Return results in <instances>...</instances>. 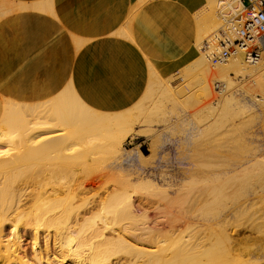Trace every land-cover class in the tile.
Masks as SVG:
<instances>
[{
  "label": "bare ground",
  "instance_id": "6f19581e",
  "mask_svg": "<svg viewBox=\"0 0 264 264\" xmlns=\"http://www.w3.org/2000/svg\"><path fill=\"white\" fill-rule=\"evenodd\" d=\"M242 7L241 0H209L208 4L202 7L203 9L201 8V11L198 10L197 13L194 11L196 23L202 31V37L203 34H207L206 37L209 38L216 28L208 35L212 29L211 25L219 24L217 21L219 18L217 19L215 14L216 8H220L224 13L235 14ZM9 8L10 5L6 3V0H0V17L5 15ZM161 15L163 16V14ZM187 15L189 16L186 14L185 17ZM175 18L173 19L175 20ZM168 28L170 27L168 26L167 30H169ZM124 34L127 37L132 36L127 31ZM179 34L183 35L182 32ZM185 34L187 33L185 32ZM173 39L176 40L175 37ZM183 43L181 42V44ZM197 46H199L197 49L201 54L186 65L182 73L186 75L192 72L198 73L199 78L193 80L202 85L200 90L203 100L205 99L204 101L208 102L210 107L214 97L212 78L219 79L221 83L219 93L225 106L232 102H240L239 98L237 99L239 95L234 92L229 93V90L237 83L235 80L239 77L246 79V82L252 86L249 90H244V94L250 96L254 102L264 101V58L257 65L251 66L245 63L243 55H239L237 58L217 66L215 71H212L202 49V43L199 42ZM181 47L183 48V46ZM142 52L144 53V51ZM151 61L153 62V60ZM155 65L158 64L155 63ZM155 65L150 63L149 84L140 100L126 110H117L119 112H104L88 106L75 92L72 85L50 94L43 100L32 103L0 98V264H68L67 262H70L69 264H232L237 258L236 256L240 255L236 250L235 258L230 256L235 247L230 233H228L227 226L230 225V216L227 213L222 218V223L212 219L213 216L210 214L212 217L210 227L215 233H213L212 241H207L208 243L197 237L198 227L201 226H199V219L192 216V211H190L192 213L189 212L190 218H186L189 214L184 208L187 207L186 195L185 199L183 197L186 186L182 185L181 189H184L182 192L177 184L185 175V169H183L185 159L184 162L183 159L177 160L181 167H177L176 164L177 169L172 167L173 170L169 172L158 169L157 163L159 162L155 158L156 153L148 156L137 149L127 150L125 148L128 138L137 137L134 127L138 122V116L145 115L148 122L153 117V113L156 114L159 111L161 113L162 109L168 108L167 103H178V97H182L184 93L183 89L179 93L172 88L170 85L172 76L161 77L157 71L159 65L158 67ZM232 74H235L236 77H232ZM155 93L158 95V100L155 101L152 111L145 107L149 103L145 104L144 101L148 99L153 101ZM185 98H189V96ZM184 101L186 100L184 99ZM184 104L188 103L184 102ZM138 134L140 135L139 132ZM84 140L98 142L96 144L99 145V148L104 147L103 150L108 152L107 158L102 160L105 165L100 166L101 168L90 169L92 165L99 164L102 159H100L102 155L99 153L103 154L104 152L102 153L101 149L98 150L99 153L97 150L95 152L87 151V147L95 146L94 142L92 147V144L85 141L89 146L87 145L86 148L82 146L81 148L85 149H81L79 141L82 143ZM178 144L176 145L178 146ZM164 145L166 146V144ZM154 146L155 143L152 141L149 146L150 150H153ZM106 153H104V157ZM165 157L167 156L164 155ZM172 160L174 159L172 158ZM166 161L168 162V159ZM150 164H154L151 171L148 168ZM176 179L177 182H175ZM215 186L211 187L215 189ZM188 193L187 197L193 195V193ZM194 194L196 196V193ZM205 197L207 198V196ZM193 201L196 202L197 199H193ZM193 201L191 207H193ZM213 201L211 198L210 208L214 206ZM196 204L194 203V205ZM226 205L224 210H229ZM207 209L209 210V208ZM244 209L246 212V208ZM194 211L196 212V209ZM217 214L215 213L216 217H219ZM237 214L239 215L238 212ZM261 216L264 218V211ZM207 228L209 231V227ZM254 228L257 232L258 245L253 251L259 256H257L258 260L255 264H262V224L260 226L256 223ZM188 231H190V235L187 233ZM26 237H29L31 241L30 247L33 250L32 259L34 262L27 259L24 250L27 245ZM246 249L248 248L246 247ZM240 253L242 255L245 252ZM223 256L225 257L223 259L227 260L224 261ZM229 256L230 259H228ZM242 257L239 256L240 259L238 258L233 264H251L247 263L244 258L242 260Z\"/></svg>",
  "mask_w": 264,
  "mask_h": 264
},
{
  "label": "crops",
  "instance_id": "0c3cea01",
  "mask_svg": "<svg viewBox=\"0 0 264 264\" xmlns=\"http://www.w3.org/2000/svg\"><path fill=\"white\" fill-rule=\"evenodd\" d=\"M208 2L6 0L9 11L0 17V98L32 103L72 85L94 109L126 110L145 93L150 63L168 78L199 56L197 44L204 40L195 14Z\"/></svg>",
  "mask_w": 264,
  "mask_h": 264
},
{
  "label": "rangeland",
  "instance_id": "374dc122",
  "mask_svg": "<svg viewBox=\"0 0 264 264\" xmlns=\"http://www.w3.org/2000/svg\"><path fill=\"white\" fill-rule=\"evenodd\" d=\"M215 14L217 16V19L219 18L217 20L219 24L217 25L212 24L211 25L212 29L208 33V35L214 32L215 27H216L215 28V31H216L222 26L221 24L222 16H221L219 8H216ZM203 35L204 36L202 37L203 38L202 41L208 38L206 37L207 34H203ZM209 36H211V34ZM200 54L201 52L199 53V55ZM211 70L215 71V69H211ZM182 72H184L183 68L181 72L178 71L175 75H173L170 81V85H172V88H174L176 91H179V93H181L180 90L182 89H183L182 91H184V93L182 94V97H178L179 102L174 103L175 105L172 103H167L166 106L167 107L169 106V107L162 109L161 113L160 111L156 112V114L153 113V117H151V120H149L148 122L146 121L145 115L138 116V122L136 123L134 127V129L136 130L134 131L136 132L135 134H137V137L131 138V139L128 138L126 141L125 148L127 150L137 149L139 152L145 155H148V156L150 154L152 155V153L153 154L156 153L155 158H157L159 162L157 163L158 169L160 168V170L163 169L169 172L172 171L173 169H177V167H181L180 164L178 165L179 163L178 161L183 159L182 161L184 162V159H185L186 162L184 163L180 161L183 163V169H185V171L184 170L183 171L185 175H183L182 177L180 176L182 179H180L179 177L178 180L179 179L180 180L177 182V179H176L175 182H177V184L179 185L178 188L182 190V192L184 190V189H181L183 188L182 185L184 184V187L186 186L185 189L187 192L186 191L183 192V197L185 199V195H186L187 200L185 199V202L187 205L185 203L184 204L187 207H184V208H185V211H187L188 213L192 211L193 213L190 212L192 213V216L194 215V217L196 219L198 218L199 220L198 219L197 220L200 221V225H199L198 224L199 222L195 219V221L197 222V225L201 226V227H198L199 233L197 237L199 239L202 238L204 242L212 241L213 233H215V231L210 227V220L215 219V221L218 220L219 221L218 223H220L224 215L227 213L230 216V217L228 216L229 223H230V225L228 224L227 226L229 230L228 233H230L231 239L235 247L232 253H235L237 250L238 255L240 254L239 255L240 257H242L243 255L245 256L241 258L242 260L244 258L247 260L246 261L247 263L255 264L259 256L256 253L254 254V251H253V249H256L258 245L257 232H255L256 230H254L255 229L254 226L256 223H258V225L260 224V226L262 224V228H261L262 230V238H261L262 256L261 258L262 259L261 261H262V264H264V226H263L264 218H261L263 217L261 215L264 211V101L254 102L250 98V96H247L246 94H244V90H247V89L249 90L250 88H252V86H250V84L246 82L247 81L246 79L239 77L237 78V80H235L237 83L231 88V90H229L230 91L229 93L234 92L236 95H239L237 99L239 98L238 101L240 102L239 103L232 102V104H229V105L226 104L227 106H225V103L222 102V99L220 96L221 94L219 93V89L221 87L218 88L217 86V83L219 85H221V83L219 79L212 78V83H211L213 86L212 89L214 88L215 90V92L214 90H212L213 96L215 98L217 97L216 99L213 97L211 101V107L213 106L212 108L214 110L212 112V108L210 107V105H208V102L204 101L205 99L203 100V96L200 90L202 85L197 83L196 80H193V79L199 78L198 73L196 74L195 72H192L186 75L185 73H182ZM232 77H236V75L232 74ZM188 96L189 98H185ZM184 99L187 102L184 101ZM188 99L190 100L191 103L189 102ZM157 100H158V95L155 93L153 101L152 99L150 100L148 99L144 101L145 104L149 103L147 104V106L145 105V107L152 110L155 104V101ZM184 102L188 103L187 104L188 106L185 105ZM189 103L193 106H191ZM153 121L154 122L157 121V123H154ZM179 126H182V127H179ZM165 128H167L168 130ZM138 132L140 133V135L138 134ZM165 140H168V141H165ZM180 140L181 141L183 140V141L181 142ZM85 141L86 140H84L82 143L81 141H79L80 148L82 146H85L86 148V146L88 145L86 142H88L90 145L94 142V141L93 142H89V141L85 142ZM152 141L155 143V146L153 150H150L149 146L151 145ZM179 142L180 144H178ZM96 143L94 142L95 148L93 147V144H92L93 148L89 147L91 148L89 149L87 147L86 150L87 151L90 150L89 152H91V150L93 152L97 150V153H99L98 150L101 149L100 151H102V153L103 152L106 153V151L103 150L104 147L99 148V145H97ZM161 144L162 146L163 144H166V146L164 145L162 147ZM176 144H178V146ZM182 146L183 148H181ZM85 148H81V149H85ZM143 149H146V151H144ZM165 152L168 154H166ZM104 153L103 154H101V152L99 153V155H102L100 156V159L101 158L102 159L100 160L99 164L92 165L90 167L91 170L99 169L100 166L102 167L103 165H105L102 160L103 158L104 159L107 158L108 152L106 153L105 157H104ZM164 155L167 156L165 157L166 159L164 158ZM162 157H163V160H162ZM171 157L174 160H172ZM182 157H185V158H182ZM167 159H168V162L166 161ZM176 164H177V167H175ZM152 167H154V164L152 165L150 164L148 166L150 171ZM244 169L246 170V172ZM211 186L213 187L215 186V189H213V187ZM214 190L215 192H213ZM217 191L220 193H218ZM188 192L190 194L193 193V195L191 194L189 195V197H187ZM194 193H196V196H194L195 195ZM218 194L220 195L218 196ZM205 196H207V198ZM210 197L213 198L214 200L213 202H214L215 208L213 205H212L213 208H210V205H209L211 201ZM217 198L218 200H220V202H217L218 201ZM193 199H197V201L194 202L195 200L193 201ZM189 201L191 202L189 203ZM192 201H193V207H191ZM194 203L195 204L197 203V204L194 205ZM225 205L228 206L227 208H229V210H224ZM207 208H209V210L210 209L212 210L209 211ZM241 208L242 209L246 208V212H245V209L244 211H242ZM195 209H196V212L194 211ZM236 211L239 213V215L237 214ZM187 212H186V215L188 214ZM190 213L186 216V218L188 219L190 218L191 216ZM215 213L216 214L218 213L217 215H219V217L218 216L216 217ZM210 214H212L213 218L210 217ZM202 216L205 218H203ZM207 227H209L210 232L207 230L208 229ZM187 233L190 235V231H188ZM25 239H26L25 243L27 245L25 246L24 250L27 254V259L31 262H34V260L32 259L33 250L30 247L31 245L30 238L26 237ZM246 247L248 249H246ZM239 251L243 253L245 252V253L241 255ZM232 253L230 254V256L232 255L235 258L236 253L235 254H232ZM230 256L228 259H230ZM239 256H236L237 258H235L233 263H235V261L239 258ZM223 258L225 257L223 256L222 259ZM67 263L69 264L70 262H67Z\"/></svg>",
  "mask_w": 264,
  "mask_h": 264
},
{
  "label": "built area",
  "instance_id": "2783aa9c",
  "mask_svg": "<svg viewBox=\"0 0 264 264\" xmlns=\"http://www.w3.org/2000/svg\"><path fill=\"white\" fill-rule=\"evenodd\" d=\"M237 13H224L222 26L202 43L209 66L221 64L243 55L246 64L257 65L264 58V0H241ZM218 88L221 87L217 83Z\"/></svg>",
  "mask_w": 264,
  "mask_h": 264
},
{
  "label": "water",
  "instance_id": "95a60500",
  "mask_svg": "<svg viewBox=\"0 0 264 264\" xmlns=\"http://www.w3.org/2000/svg\"><path fill=\"white\" fill-rule=\"evenodd\" d=\"M144 151H146V149H143Z\"/></svg>",
  "mask_w": 264,
  "mask_h": 264
}]
</instances>
